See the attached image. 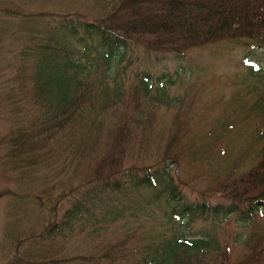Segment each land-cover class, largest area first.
Masks as SVG:
<instances>
[{
    "label": "rangeland",
    "instance_id": "374dc122",
    "mask_svg": "<svg viewBox=\"0 0 264 264\" xmlns=\"http://www.w3.org/2000/svg\"><path fill=\"white\" fill-rule=\"evenodd\" d=\"M102 4L0 0V264H39L46 243L56 264H135L173 229L189 238L209 232L216 241L217 250L194 264H241L246 242L264 229V217L245 225L234 215L197 214L189 226L175 227L177 219L171 223L164 216L170 206L154 198L146 185L91 208L84 184L118 120L133 132L121 162L123 175L142 177L165 169L193 207L222 201L217 184L235 171H249L264 144L253 140L262 127L257 112L263 109L251 111L264 107V47L245 39L225 40L190 49L177 59L131 44L105 61L86 52L95 49L90 43L80 44L61 28L63 22L92 23L104 15ZM78 61L93 63L96 76L89 82L99 77L110 90L100 100L92 92L83 104L87 117L98 116L93 132L86 131L88 123L84 129L74 130V123L54 129L56 135L39 148L45 156L31 163V154L14 152L16 144L23 134L48 126L43 102L55 107L61 98L56 85L67 77L63 65ZM146 76L150 94L145 98L138 84ZM75 204L83 205L78 218L45 241L43 230L71 215L66 211Z\"/></svg>",
    "mask_w": 264,
    "mask_h": 264
},
{
    "label": "trees",
    "instance_id": "16d2710c",
    "mask_svg": "<svg viewBox=\"0 0 264 264\" xmlns=\"http://www.w3.org/2000/svg\"><path fill=\"white\" fill-rule=\"evenodd\" d=\"M97 2L103 3L102 17L94 19L92 23L63 22L61 28L62 32L80 44L90 43L95 49L86 52H94L105 61L120 50H130L131 44L149 52L170 53L177 59L183 58L190 49L225 39H245L258 47H264V0H97ZM63 68L67 77L58 80L56 85L61 92L60 100L55 103V107L51 101L43 102L44 108L47 109L44 115L49 119L48 126L40 132L31 131L23 134L16 144L14 152L31 154V163L45 156L39 148L45 145L44 140L56 135L58 131L54 134V129L64 130L73 123L74 130L84 129L83 124L88 123L90 128L86 131L92 133L98 116L87 117L83 104L86 99L92 98V92L96 93L97 98L100 96L105 98L110 92L99 77L98 82H89L90 77L96 76V66L93 63L78 61L75 66L65 64ZM148 81L146 76L138 84L141 95L145 98L150 94ZM111 89L116 88L112 86ZM162 96V100H165L166 94L163 90ZM99 109L104 110L101 105ZM261 115L264 120V110L261 111ZM136 121L137 118L133 120L134 123ZM41 135L43 138H39ZM131 135L133 136V132L128 130L124 122L118 120L109 132V141L96 164L95 171L84 184L87 187L86 202L91 208H95L99 203H109L107 199L111 196L119 201L117 195L123 197L134 194L139 189H145L138 188L139 185H146L154 198L160 197L170 206L169 219L171 223L173 219H177L173 224L175 227L189 226L197 214H207L213 218L236 215L240 222L251 225L255 224L257 216L264 217V144L258 150L257 164L253 163L249 171H235L234 174L227 176L225 182H219L215 191L221 196L222 201L205 208V203L193 207L188 201H184L183 195L172 184L165 169L154 170L150 174L146 172L142 177H137L132 172L123 175L121 162ZM174 137L176 138V135ZM258 140L264 142V136L260 135ZM79 142L77 139L76 145ZM36 150L40 154L35 153ZM25 162L27 165V160ZM136 173L139 171L136 170ZM156 191L158 195L155 194ZM82 210V204L73 205L71 211H66L71 215L43 230V239L52 241L55 234L66 231L68 225L78 218ZM115 214L118 215L119 212ZM117 217H120V214ZM175 230H170L169 238L148 248L146 255L135 264H194L203 262L204 258H208L217 250L216 241L209 232H201L204 235L199 238H189L179 236V232ZM259 232L246 242V252L241 264H264V229ZM50 249V244L46 243V256L39 264H56L51 259L53 254ZM105 255L108 253L105 252Z\"/></svg>",
    "mask_w": 264,
    "mask_h": 264
}]
</instances>
